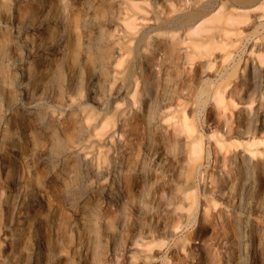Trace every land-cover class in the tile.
<instances>
[{
  "label": "rangeland",
  "instance_id": "374dc122",
  "mask_svg": "<svg viewBox=\"0 0 264 264\" xmlns=\"http://www.w3.org/2000/svg\"><path fill=\"white\" fill-rule=\"evenodd\" d=\"M35 249L264 264V0H0V264Z\"/></svg>",
  "mask_w": 264,
  "mask_h": 264
},
{
  "label": "bare ground",
  "instance_id": "6f19581e",
  "mask_svg": "<svg viewBox=\"0 0 264 264\" xmlns=\"http://www.w3.org/2000/svg\"><path fill=\"white\" fill-rule=\"evenodd\" d=\"M16 26V25H15ZM29 29L39 31V30H44V28L38 27V26H29ZM14 35L18 38H22V32L19 29H15L13 31ZM46 53L42 51V54L40 55L41 60L46 58ZM43 63V61H42ZM21 86V85H20ZM24 92H27V89L24 86L20 87ZM24 114L27 115L32 121H33V126L29 128V134L32 132V130H38V129H44L46 137L48 139H52V131L51 129L49 130L50 124L45 118H41L37 115L35 108L32 105H27L24 107L23 110ZM79 151V150H78ZM18 153V151H16ZM43 156V163L50 164L51 162H55L56 166L54 169H52L49 172V177L52 179L55 183H57L59 186L63 185L65 183L66 179V174L64 173L65 171V165L62 159V155L60 153L52 154L49 155L47 152L44 150L42 151ZM12 157V156H11ZM6 185V184H5ZM77 194V193H76ZM68 198V208L80 219H85L86 213L84 209V205L82 203H85V199L83 197H79L77 200L76 206L73 204L71 200V194H67ZM34 202V200H32ZM38 239V238H37ZM36 240V237H35ZM39 244H41V241L39 240ZM39 257V250H34L33 251V264H37V258Z\"/></svg>",
  "mask_w": 264,
  "mask_h": 264
}]
</instances>
